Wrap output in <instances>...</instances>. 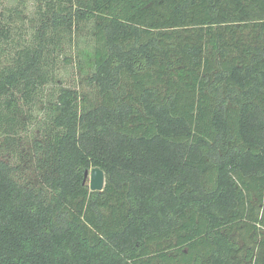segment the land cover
Segmentation results:
<instances>
[{
  "label": "trees",
  "instance_id": "16d2710c",
  "mask_svg": "<svg viewBox=\"0 0 264 264\" xmlns=\"http://www.w3.org/2000/svg\"><path fill=\"white\" fill-rule=\"evenodd\" d=\"M34 1L51 33L93 20L98 100L59 89L35 179L0 160V264H264V0ZM12 42L0 22V152L53 78Z\"/></svg>",
  "mask_w": 264,
  "mask_h": 264
},
{
  "label": "rangeland",
  "instance_id": "374dc122",
  "mask_svg": "<svg viewBox=\"0 0 264 264\" xmlns=\"http://www.w3.org/2000/svg\"><path fill=\"white\" fill-rule=\"evenodd\" d=\"M64 2L66 4L65 0ZM47 9L44 2L40 4L34 0H0V22L8 20L12 26L11 56L26 44L37 45L41 42L47 44L45 46L53 62V78L37 92L33 104L24 102L19 98L20 94L17 95L19 109L16 117L19 127L14 135L16 142L0 152V160L15 166V175L20 179H35L37 175L35 158L29 153L32 143L42 140L48 133L46 107L57 97L59 89L66 87L76 90L79 100L84 97L98 100L95 88L89 83L93 62L91 52L94 48L93 20H73L71 28L51 33L50 12ZM3 139L1 132L0 143L4 142ZM85 182L89 183V175Z\"/></svg>",
  "mask_w": 264,
  "mask_h": 264
},
{
  "label": "water",
  "instance_id": "95a60500",
  "mask_svg": "<svg viewBox=\"0 0 264 264\" xmlns=\"http://www.w3.org/2000/svg\"><path fill=\"white\" fill-rule=\"evenodd\" d=\"M89 175V189L90 191H101L104 186V173L98 167H92L84 171V181Z\"/></svg>",
  "mask_w": 264,
  "mask_h": 264
}]
</instances>
